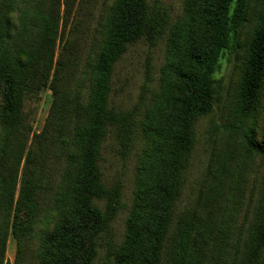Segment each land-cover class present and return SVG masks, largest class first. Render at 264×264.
<instances>
[{
	"label": "trees",
	"instance_id": "obj_1",
	"mask_svg": "<svg viewBox=\"0 0 264 264\" xmlns=\"http://www.w3.org/2000/svg\"><path fill=\"white\" fill-rule=\"evenodd\" d=\"M25 1L0 0V121L6 140L10 138L0 160V264H5L10 233L17 243L14 264H26L31 226L39 210L38 179L50 135L46 130L34 134L32 145L26 148L32 127L25 102L47 88L58 99L62 77L60 68L54 66L55 50L75 5V0H36L32 13H27L21 6ZM247 1L189 0V26L200 21L201 28L197 32L191 27L171 45L162 79L163 96L159 98L157 111L150 112L143 125L147 141L139 166L141 187L129 221L127 245L119 252L110 247L106 264L223 261L231 227L229 209L226 205L219 211L218 198L224 195L221 189L227 186L226 198L231 202V196L237 193L238 179L235 171L229 180L231 164L226 147L204 204V218L197 221L190 213L177 215L176 201L182 194L183 169L197 138L196 125L221 99L216 73L223 52L248 20ZM258 2L260 5L252 12L253 27L234 106L229 117L221 124L215 123L213 128L216 132L223 129L234 142L232 157L238 147L240 152L244 148L243 157L238 160L242 164L252 156L264 161V126L259 133L254 122L264 95V0ZM159 20L156 7L147 0H116L108 13L85 111L79 103L74 111L67 110L65 115L73 116L70 125L74 129L67 132L62 128L58 133L61 144H67L63 151H68L69 166L63 179L68 193L66 200L57 201L55 222L47 236L49 242L43 243L44 248L38 253L41 264H93L101 238L110 233L121 191L119 184L109 187L103 181L101 149L109 130H115L126 147L135 121L133 110L110 106L113 72L131 44L155 40ZM63 61H59V66ZM252 205L253 199L247 198L245 211L251 213ZM253 217L243 264H264V177L258 187ZM45 250L48 258L42 257Z\"/></svg>",
	"mask_w": 264,
	"mask_h": 264
},
{
	"label": "rangeland",
	"instance_id": "obj_2",
	"mask_svg": "<svg viewBox=\"0 0 264 264\" xmlns=\"http://www.w3.org/2000/svg\"><path fill=\"white\" fill-rule=\"evenodd\" d=\"M115 2L116 0H75L70 23L65 28L64 36L58 38L55 50L54 66L60 68L62 77L57 94L59 97L58 99L54 97L53 91L47 88L37 96L26 99L25 111L29 114V123L32 127L26 148L32 145L34 134L46 130L50 135L40 170L41 176L38 179L39 210L31 226L32 235L25 255L26 264H41L38 253L41 248L43 250V243L49 242L47 236L55 222L57 201L67 199L65 194L68 193V185L63 179L69 166L68 151H63L67 148V144H61L57 137L62 128H66L67 132L74 129L70 125L73 116L65 115L67 110L74 111L79 103L83 107L82 111H85L94 82V65L105 36L103 25ZM147 2L150 6H155L159 13L160 20L155 40L150 42L143 39L131 44L117 62L113 72L110 106L122 111L133 110L135 121L126 147H123L115 130H109L102 145L100 166L103 181L109 187L119 184L121 196L119 209L110 224V233H104V237L101 238L98 255L93 264H106L110 247H114L115 251L119 252L127 245L129 221L136 202V193L141 187L139 166L147 141L143 125L149 118L150 112L157 111L159 98L163 96L162 79L169 63L172 43L191 27L197 32L201 28L200 21L189 26L187 10L189 0H147ZM35 3L36 0H26L21 6L27 13H32ZM258 5L260 3H257V0L247 1L248 20L240 27L234 42L221 56V67L216 73L221 85V99L214 110L201 117L196 125L197 138L188 154L187 167L183 169L182 175V194L176 201L177 215L190 213L197 221L204 218V204L214 186L215 177L218 175L217 164L223 155V148L226 147L231 164L229 180L235 171L238 172V179L237 193H233L231 202L226 198L227 186L221 189L224 195L218 198V202L220 200L221 203L219 211L226 205L229 209L231 227V231L227 232L228 246L221 264H243L245 260L254 223L253 212L258 199V187L264 177V161L252 156L243 164L238 162L243 157L244 148L240 152L241 148L238 147V151L232 157L234 145L232 139L223 129H218L217 132L213 129L215 123L221 124L229 117L234 106L247 42L253 27L252 12ZM63 12L64 5H61V13ZM67 42L68 48H65ZM61 59L64 61L62 66L61 64L59 66ZM254 122L261 133L264 126V95L261 110ZM4 133L0 121V160L6 144H10V138L6 140ZM8 155L14 164L11 152ZM34 180L36 181V178ZM247 198L253 199L251 213L247 209L245 211ZM100 206L104 209L103 202ZM16 253L17 243L10 233L5 264H14ZM48 255L45 250L42 257L48 258ZM112 257L115 260V256Z\"/></svg>",
	"mask_w": 264,
	"mask_h": 264
}]
</instances>
